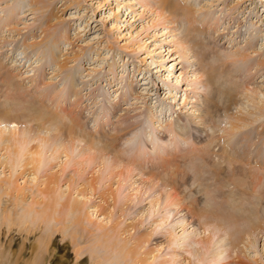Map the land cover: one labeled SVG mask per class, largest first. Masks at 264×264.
Segmentation results:
<instances>
[{"label":"rangeland","instance_id":"rangeland-1","mask_svg":"<svg viewBox=\"0 0 264 264\" xmlns=\"http://www.w3.org/2000/svg\"><path fill=\"white\" fill-rule=\"evenodd\" d=\"M168 1L0 0L1 264H264V0Z\"/></svg>","mask_w":264,"mask_h":264},{"label":"bare ground","instance_id":"bare-ground-1","mask_svg":"<svg viewBox=\"0 0 264 264\" xmlns=\"http://www.w3.org/2000/svg\"><path fill=\"white\" fill-rule=\"evenodd\" d=\"M162 2H163V4H162V8L164 9V10H168L169 9V11H170V8L172 9V7L170 6V1H168V0H162ZM177 5V4H176ZM175 6V5H174ZM185 10H187V13H191L192 14V11H190L189 10V8L188 7H185ZM186 12V11H185ZM170 13V12H169ZM186 14V13H185ZM188 14V15H189ZM188 41H190V39L188 38ZM200 45V44H199ZM211 56V55H210ZM224 63H222V64H218V65H216V66H214V65H211L210 66V86H212L213 85V90H212V95H210V97H208L207 98V101H206V105H207V107H206V109L204 110V112H205V114L207 115V112H210V109H213L214 107H216V104H215V100L217 101V100H225L226 102H229V103H231V98H229L230 97V91L231 90H228V89H226L225 87H224V85H223V82H222V76L224 75V68H225V66L223 65ZM215 70H218V73H215ZM208 72V71H207ZM208 72V73H209ZM208 81V80H207ZM208 83V82H207ZM211 88V87H210ZM233 95H231V97H232ZM213 98V99H212ZM226 98H228L227 100H226ZM214 102V103H213ZM213 103V104H212ZM205 105V106H206ZM227 108V107H226ZM214 110V109H213ZM213 110H212V112H213ZM260 111L256 114L257 115V117H259V116H263L264 115V107H262L261 109H259ZM217 111V110H216ZM215 112V111H214ZM209 116V115H208ZM251 118V119H248V118ZM196 118V117H195ZM200 119H198V120H200V121H203V120H205L204 119V116H201L200 115V117H199ZM257 118L256 117H251L250 115H248V117H244V116H242V115H237V116H235L234 118H233V123H232V127L230 128V130L228 131V132H226L228 135H229V138H228V140H230V139H232V135L236 132V130H237V127H240L241 126V124H246V123H248V124H251L252 122H254L255 120H256ZM199 121V122H200ZM9 123H11V125L12 126H16V124L13 122V121H9ZM197 123V122H196ZM8 124V123H7ZM130 124V123H129ZM134 124H132V126H133ZM136 125H137V123H136ZM131 126V124L129 125V126H127L126 128H122V129H120V131H126V130H128V128ZM122 127V126H121ZM261 127V126H260ZM15 128V127H14ZM37 131V130H36ZM9 132V131H8ZM11 133V132H10ZM126 133H128V132H126ZM125 133V134H126ZM8 136H9V134H8ZM230 136H232V137H230ZM77 137V136H76ZM91 137V136H90ZM14 138V137H13ZM54 138V137H53ZM123 138V137H122ZM0 139H2V135L0 134ZM45 139V138H44ZM119 138H118V136H114L108 143L109 144H112L113 145V149H117V152L118 153H122L121 151H122V149L118 146V144L116 143V141L118 140ZM176 139V138H175ZM12 140V139H11ZM177 140V139H176ZM16 141V140H15ZM52 141V140H51ZM219 142V141H222L220 138H213V140L210 142V143H214V142ZM43 142V141H42ZM196 142V141H195ZM239 142L240 141H236V142H234L235 144H239ZM91 143V142H90ZM107 143V144H108ZM176 143V142H175ZM13 144V143H12ZM106 144V143H105ZM43 145V144H42ZM51 145H52V143L51 144H48L47 146H50V149H51V152H52V154H55L56 153V150L55 149H53V147L55 146V145H53L52 147H51ZM15 146V145H14ZM16 147V146H15ZM224 147V146H223ZM31 148V147H30ZM35 148V147H34ZM55 148V147H54ZM58 148V147H57ZM60 149V148H59ZM224 148H222V150H223ZM16 150V149H15ZM31 150V149H30ZM61 150V149H60ZM29 151V150H28ZM66 151V150H65ZM125 151V150H124ZM13 152V151H12ZM60 152V151H59ZM58 152V153H59ZM67 152V151H66ZM65 152V153H66ZM130 152V151H129ZM17 152L15 151L14 153H12V154H16ZM125 153V152H124ZM27 154H29L30 156H28V157H30L27 161L25 160L24 162H23V165L24 166H26V165H32V167L33 168H38L37 167V164H39L41 161H40V158L42 157V155H41V153H40V155H39V151H37V150H32L31 152H28ZM16 155H18V153L16 154ZM78 156V155H77ZM13 157H17V156H15V155H13ZM231 157H233V156H231ZM88 158V157H87ZM86 158V159H87ZM125 158V157H124ZM219 158L222 160V161H224V160H228V159H230V156L228 157L227 156V154H226V151L224 150V151H222V154H219ZM234 159H236L235 157H233ZM90 161H93V159H90ZM130 163H132V161H130ZM234 164V163H233ZM36 165V166H35ZM41 165V164H40ZM81 165V164H80ZM42 166V165H41ZM219 166V165H218ZM131 169V168H130ZM218 170H219V167H218ZM129 171V170H128ZM185 173V172H184ZM184 173H183V175H184ZM121 175V174H120ZM216 175V174H215ZM57 179V178H56ZM55 182H56V180H55ZM90 186H93V184H91L90 183ZM48 189H51L50 188V186L48 185V186H46V189H45V192H44V196H45V198H48V195H49V200L52 202V206H53V211H56L57 210V206L55 207V204H58L57 203V196L55 197V199H53V196L55 195V190L53 191V194H49V193H47V190ZM56 189H57V187H56ZM57 193V192H56ZM112 194V193H111ZM113 196V195H112ZM53 200H54V202H53ZM59 209H62V211H65V210H68L70 213H73L74 215H75V219L74 220H72L73 221V223H77V224H79V225H82V221H83V219L81 218V216H83L84 215V213H83V207H82V204H80L79 203V201H77L76 199H67L65 202H63V203H61L60 204V206H59ZM258 212V211H257ZM50 213H51V211H47V210H42V216L40 217V221H45L46 220V218H48L49 216H50ZM254 214V213H253ZM253 214H251V215H253ZM54 219H55V217H53ZM56 221L57 222H59V221H61V218H56ZM258 227V226H257ZM256 228V227H255ZM112 234H108V238L110 239V241H111V243L112 244H115V241H114V239L112 238ZM203 239V238H202ZM105 240V239H104ZM106 241V240H105ZM2 246V243H0V247ZM5 247H6V244L4 245ZM46 246V245H45ZM205 247V246H204ZM7 248V247H6ZM46 248V247H45ZM44 248V249H45ZM52 250V249H51ZM47 251V250H46ZM41 252H43V253H45L44 251H41ZM52 252V251H51ZM49 253V252H48ZM124 253V252H123ZM3 254V252H0V256ZM127 255V253L125 252V254H124V257ZM8 256V255H7ZM52 256H54L53 254H48V255H44L43 257H40V259H42L43 260V264H48V261L51 259V257ZM98 260V259H97ZM10 261H11V259H10ZM22 261V260H21ZM1 264V263H0ZM3 264V263H2ZM21 264V263H20ZM42 264V263H41ZM53 264H55V263H53Z\"/></svg>","mask_w":264,"mask_h":264}]
</instances>
